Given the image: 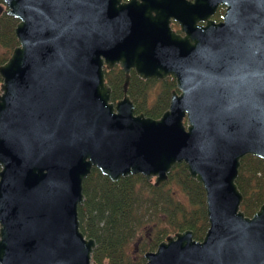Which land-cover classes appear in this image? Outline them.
<instances>
[{
    "label": "water",
    "instance_id": "1",
    "mask_svg": "<svg viewBox=\"0 0 264 264\" xmlns=\"http://www.w3.org/2000/svg\"><path fill=\"white\" fill-rule=\"evenodd\" d=\"M3 12L18 44L0 64V264H94L77 211L91 170L157 187L178 163L204 189L208 228L167 235L144 264H264V202L246 215L236 184L244 156L264 159V0H1ZM131 69L174 76L158 118L135 113Z\"/></svg>",
    "mask_w": 264,
    "mask_h": 264
},
{
    "label": "trees",
    "instance_id": "2",
    "mask_svg": "<svg viewBox=\"0 0 264 264\" xmlns=\"http://www.w3.org/2000/svg\"><path fill=\"white\" fill-rule=\"evenodd\" d=\"M17 22L15 17L0 14V64L18 44L14 33ZM121 74L106 75L111 101L122 97ZM175 86L174 77L142 81L133 75L128 94L135 113L158 118L168 107ZM151 93L154 98L147 104ZM236 184L243 195L242 211L253 215L264 202V159L244 156ZM82 192L78 219L83 234L95 240L91 255L94 264H144V253L156 249L167 235L191 229L193 237L201 240L208 228L204 189L189 176L184 163L175 164L167 181L157 187L141 174L112 181L93 168L83 180ZM133 241L136 245L132 247Z\"/></svg>",
    "mask_w": 264,
    "mask_h": 264
},
{
    "label": "flooded vegetation",
    "instance_id": "3",
    "mask_svg": "<svg viewBox=\"0 0 264 264\" xmlns=\"http://www.w3.org/2000/svg\"><path fill=\"white\" fill-rule=\"evenodd\" d=\"M128 1H129V0H121V2H128ZM226 8H227V6H226L225 4H219V5L217 6L216 11L210 16V19H212V20L215 21V22L221 21L222 18H223L224 13H225V11H226ZM153 15H154V13H153ZM201 24H202V22H201ZM169 25H170V28H171L172 30H174L176 33H181V31H180V27H179V24H178L177 21H176L175 19H173L172 17L170 18V23H169ZM119 71L122 73V74H121V76H122V78H123L122 81H124V72L122 71V69H121L118 65H115L113 68H111V69L105 71V79L107 78V76H106L107 73H108V74L111 73V75H118V74L120 73ZM133 75H135L138 79H140V80H142V81H146V80H148V79H157V78H148V79L143 80V79L139 78V77L136 75L134 69H131V70H130V81H131ZM169 77H172V78H173L174 76H173V75H170V76H168V77H166V78H169ZM166 78H164V79H166ZM164 79H157V80H164Z\"/></svg>",
    "mask_w": 264,
    "mask_h": 264
},
{
    "label": "rangeland",
    "instance_id": "4",
    "mask_svg": "<svg viewBox=\"0 0 264 264\" xmlns=\"http://www.w3.org/2000/svg\"><path fill=\"white\" fill-rule=\"evenodd\" d=\"M0 50H2V48L0 47ZM153 98H154V94L153 93H151V94H148V99H147V104L148 103H150L151 102V100H153ZM179 187H177V188H174V189H178ZM184 198V200H185V197H183V195H181L180 196V199H183ZM172 234V233H171ZM136 245V243H135V241H133L132 243H131V246L133 247V246H135ZM155 249H153V250H151V251H154Z\"/></svg>",
    "mask_w": 264,
    "mask_h": 264
}]
</instances>
